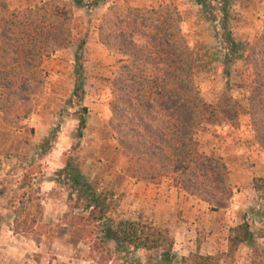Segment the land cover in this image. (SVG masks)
I'll return each mask as SVG.
<instances>
[{
	"label": "trees",
	"instance_id": "trees-1",
	"mask_svg": "<svg viewBox=\"0 0 264 264\" xmlns=\"http://www.w3.org/2000/svg\"><path fill=\"white\" fill-rule=\"evenodd\" d=\"M7 1L0 0V4ZM237 1L196 0L207 21L219 22L221 59L204 47L189 44L170 5L130 8L126 16L98 27L101 44L122 55L119 72L110 81L109 123L128 163L120 175L122 179L130 177L152 184L169 179L172 187L208 203L214 211L230 207L234 187L228 164L222 156L202 151L198 136L209 126L239 129L242 113L247 110L264 153V27L253 41L235 37L231 25ZM101 3L43 0L24 9L0 11V114L5 123L27 126L47 83L45 60L75 45L74 7L91 15ZM85 49L86 39H82L74 56L76 87L66 101L79 121L75 140L84 136L89 113L84 105ZM219 62L228 79L237 63L244 64L247 78L239 85L250 93L247 107L230 88L218 103L200 97L198 76L214 71ZM61 126L58 124L43 140L40 146L44 154L52 149ZM59 176V182L75 198L72 202L82 208L77 217L81 233L87 229L92 230L91 234L99 233L103 246L114 244L116 253L128 248L146 250L157 254L152 258L158 264H174L178 258L176 240L168 228L142 220L117 219L113 212L115 195L101 191L71 161ZM255 188L264 192V178L255 181ZM253 241L252 225L244 220L231 229L229 248L223 256L235 257L243 245ZM222 259V255H203L199 251L183 261L220 264Z\"/></svg>",
	"mask_w": 264,
	"mask_h": 264
},
{
	"label": "rangeland",
	"instance_id": "rangeland-1",
	"mask_svg": "<svg viewBox=\"0 0 264 264\" xmlns=\"http://www.w3.org/2000/svg\"><path fill=\"white\" fill-rule=\"evenodd\" d=\"M41 1L8 0L0 4V11L24 9ZM161 5L171 6L192 47H204L218 59L223 57L217 38L219 22L207 21L196 0H102L91 15L75 6V45L45 60L47 83L27 126L7 124L0 114V264H158L153 252L128 248L116 253L114 244L103 246L99 233L91 234V229L81 233L77 217L82 208L75 206V198L59 182L68 161L87 180L98 184L101 191L115 195L112 200L117 219L142 220L168 228L176 243L185 223L190 225L183 231L184 243L189 242V247L184 252L177 251L175 243L178 258L174 264H193L183 258L199 252L201 244L214 239L218 242L216 249L208 250L222 255L220 264H264V192L255 188V181L264 178V153L255 139L247 110L242 113L239 129L209 126L198 136L202 151L222 156L228 164L234 187L229 208L215 213L203 202L207 204L206 215L194 216L187 212L189 205L194 206L193 200L182 197L181 192L170 193V186L174 187L169 179L152 184L120 177L128 163L109 123L110 81L119 72L122 55L101 44L98 27L126 16L130 8ZM233 11L235 37L253 41L264 27V0H239ZM82 39H86L84 105L89 113L84 136L75 140L79 121L66 101L76 87L74 56ZM244 69L242 62L237 63L228 79L219 62L214 71L201 73L197 78L200 97L218 103L230 88L247 107L250 93L239 85L247 78ZM60 123L52 149L44 154L40 145ZM244 220L252 225L253 243L243 245L235 257H224L231 229Z\"/></svg>",
	"mask_w": 264,
	"mask_h": 264
},
{
	"label": "crops",
	"instance_id": "crops-1",
	"mask_svg": "<svg viewBox=\"0 0 264 264\" xmlns=\"http://www.w3.org/2000/svg\"><path fill=\"white\" fill-rule=\"evenodd\" d=\"M170 188H171V186H170ZM169 188V190L171 191H169L170 193H174V192H181V195H182V197H184V196H186V197H189L190 199H192L193 200V205L195 206H193L192 207V205H189L188 206V208H187V212H192L193 214H194V216H196V215H198V214H200L199 216H201V217H204V215H206V209H207V204L205 205V203H203V202H201V201H199V200H196L194 197H192V196H190V195H188V194H186L185 192H183V191H181V190H179V189H177V188H172V189H170ZM162 190V192L165 194L166 193V191L164 190V189H161ZM168 192V191H167ZM205 205V206H204ZM191 206V207H190ZM192 209V210H191ZM215 213H219L218 211H215ZM188 226H190V225H188V224H186L185 223V226L184 227H182V229H183V231H184V229H186V228H188ZM183 231H181V234H180V236L182 235V237H180V239L178 238L177 239V243H176V250L177 251H185L186 249H188V247H189V245L188 244H190L189 242L188 243H184L185 242V234H183ZM183 240V241H182ZM218 242L214 239L213 241H210V242H205L204 244H201V246H200V252L203 254V255H206V254H209V255H215V250L212 252V251H209L208 249H216V244H217ZM227 251V250H226Z\"/></svg>",
	"mask_w": 264,
	"mask_h": 264
}]
</instances>
